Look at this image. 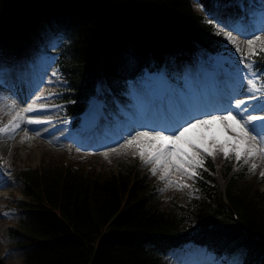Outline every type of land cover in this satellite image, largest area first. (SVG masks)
Segmentation results:
<instances>
[{
    "label": "trees",
    "instance_id": "1",
    "mask_svg": "<svg viewBox=\"0 0 264 264\" xmlns=\"http://www.w3.org/2000/svg\"><path fill=\"white\" fill-rule=\"evenodd\" d=\"M162 31L211 50L219 44L189 0H0L3 54L35 58L48 35L65 37L55 53L57 75L67 86L57 97L72 117L99 76L105 103L114 110L126 103L141 69L161 63L148 52L160 54ZM133 61L143 66L130 69ZM96 161L95 167L77 163L18 174L29 200H17L20 218L7 233L20 244L24 264H164V254L188 243L217 256L240 255L242 264H264V193L256 185L243 187L244 174H231L230 163L222 168L240 222L208 172L198 179L199 200L163 212L148 176L133 167L118 173ZM208 167L215 170L212 162Z\"/></svg>",
    "mask_w": 264,
    "mask_h": 264
},
{
    "label": "rangeland",
    "instance_id": "2",
    "mask_svg": "<svg viewBox=\"0 0 264 264\" xmlns=\"http://www.w3.org/2000/svg\"><path fill=\"white\" fill-rule=\"evenodd\" d=\"M201 1H203V3L205 2V6L209 4L208 0H191L192 6L197 13L205 14L203 6H201ZM259 1L261 3L264 2V0ZM258 36H261V38L264 39V33H261ZM54 38L58 37H53L52 39ZM224 39L226 41L225 48L228 50V53L225 51H222V53H226L227 56H229L230 53H238L236 48L237 45L239 46V44H233L229 42L226 37H224ZM246 42L247 41H245L243 44V51L245 54L248 52V46ZM48 43H50V41L39 46V50L42 53H39L36 61L33 64H30V66H35L34 69L31 70L30 73H26V75L29 74L27 76L29 78L30 75L32 77L39 75L38 77H41L39 81L42 80L39 90L34 94L33 97L29 99L26 97L23 98L21 96L19 98L15 97L16 92L13 91V89L14 87L15 89H19L21 87V80H18L17 82H0V124H7L9 120H11L12 116L17 114V112L20 113L21 117H23V120L20 121V128L16 129L13 134H0V141H14V145L12 146L11 163L6 161V157H4L2 153L0 154V264H23L22 251L18 249V246L15 244V242L9 239L6 233L8 225H11V221L14 222L15 216H17L16 212L13 210V206L17 202L14 200V198L29 200L27 196L25 197V195H23V189H21V187L14 181L12 177V173L16 169H21V171L27 169L40 170L43 166L44 168H50L54 166L55 163L60 165L63 163L75 164L72 162V160L77 161L83 156V154H87L89 156H99L101 162H110L117 170H124L130 165H136L140 167L142 172H145L150 170L152 165H145L140 160L138 155L134 156L133 152L135 149H124L121 148L120 145L125 143L126 139L130 138L132 135H135V133L138 131H155L158 127L153 123L159 124L164 120L171 122L170 124L175 126H168V128L163 126L165 129H167L163 134L169 135L178 125H183L179 120H176L175 116L177 114L185 115L182 116L183 121H185L189 119L188 116H190V114H195V112L199 109L198 104H191L190 106H187L186 104L177 103L172 98H168L166 103H163L161 101H153L151 95H139L140 100L138 97L133 98L132 100L134 106L136 104H138L137 106H140V108L137 107V110L132 112L134 121L128 120L126 123H120L121 125L118 124V127L116 125L115 127L117 129L110 138H108V136L107 139L101 137L105 131L104 127H101L91 134L86 135L73 133L70 130L71 122L60 117L57 111L49 105V100L52 97V94H45L41 88L50 85L49 79L46 80L49 71L47 73H43V75L40 73L44 66L52 62V60L49 58V56H51V48ZM259 46V43H257V50L259 49ZM258 54H260V52ZM224 59L226 60L227 57H224ZM250 61H253L252 56H249L244 61V65L246 66V64ZM241 63V58H238L237 65ZM19 66L24 69L27 67L26 65L24 66L22 64ZM9 67L11 70H13L15 66H11L10 62H6L4 58L0 56V74L4 79L13 77L12 73L14 72L11 73ZM222 68L224 67L221 66L220 69ZM244 71L248 75V82L242 88V91L234 92L236 94L233 95L229 108H233V113L236 114L237 110L234 108L235 100L245 99L247 100V104L244 107H248L251 114L264 115V95H261L258 92L253 93L252 86L249 83V81H254L255 85L259 87L257 84V75L255 77L252 76L248 68ZM194 81L195 76H193V74H187L183 81V85L187 93L191 94V96H195V87L191 84L194 83ZM205 84L200 83L199 88L205 86V89L203 90V93H200L201 96L197 98V101H200L201 97H205L207 92H209L213 86V82L206 85ZM210 84L211 86H209ZM131 94V97H134L135 92L131 91ZM253 94H255L258 98L249 99V97ZM29 107L33 108L34 110L26 111ZM181 108L183 111L187 112V115L181 112ZM138 109H141L142 113H140ZM201 109L203 110V113H211V107L209 104H206V101L204 102V106L201 107ZM208 109L210 110L208 111ZM253 109H255V111H253ZM225 112L226 111L221 112V114H224ZM200 117L201 116L195 118ZM27 119L40 120L42 123L27 124L24 122ZM192 119L194 118L190 116L189 120ZM3 120L5 121L2 122ZM116 120L112 119L111 124L118 122ZM255 123L259 124L260 122L256 121ZM176 124L178 125L176 126ZM108 129V133L113 132V129L110 125H108ZM25 131H27V138H25ZM37 132H39V135H37ZM210 134H216L217 136H221L224 139V135L220 131V127H218L216 130H211ZM9 136H12L13 138L9 139ZM112 149H116V151H112ZM105 153H107V158L105 157ZM232 157L234 160V154L230 153L229 158ZM210 158L216 162L218 160L223 162L226 159L219 151H217L215 158ZM253 163L257 164V168L255 172H252V176L256 181L259 182L260 188L264 190V178L259 175V173L264 170V159H260L258 157L255 159H249L247 164H245L243 159H241V161L237 163V166H242V170L244 171V168L250 169ZM232 166L234 169V164H232ZM87 167L88 166H84V168ZM236 169L237 167L234 170ZM250 172V170L245 172V175L248 176L247 173ZM161 175L162 170L158 169L156 175H152V177L154 180L160 181L162 187H165L167 180H161ZM171 175H174L172 177L177 178L176 180L179 181L181 178L180 182L183 181V183L188 184L185 182L186 178L182 177L179 173L173 172ZM169 179L173 180V178ZM248 182L244 183V185L249 186ZM169 195L172 197L175 196L179 199L182 196V191L181 189H177L175 186H173L163 191L164 198H167ZM181 201L182 198H180V202ZM165 262L166 264H239L238 258L232 257L230 259H226V257H217L204 249H200L192 245L186 246L184 250H178L169 253L165 257Z\"/></svg>",
    "mask_w": 264,
    "mask_h": 264
},
{
    "label": "snow or ice",
    "instance_id": "3",
    "mask_svg": "<svg viewBox=\"0 0 264 264\" xmlns=\"http://www.w3.org/2000/svg\"><path fill=\"white\" fill-rule=\"evenodd\" d=\"M217 34H221L220 31ZM224 35L229 42L237 43L231 32H226ZM246 43L248 46L246 54L238 45L236 48L237 52L242 54V63L249 56L264 52V39L261 36L248 39ZM257 43L260 45L258 50ZM253 66L254 61L246 64L251 75L255 77L257 73L252 71ZM260 79L264 81V74L260 76ZM249 83L253 93L258 92L264 95V83H261L259 87L255 85L254 81H249ZM257 98L255 94L249 97V99ZM246 104L247 100L236 99L234 102L236 114L233 113V108H229L221 115L206 113L202 118L186 120L183 125H178L169 135H164L163 131H138L126 139L120 147L135 149L134 156L138 155L145 165H152L150 169L152 175H156L158 169L162 170L160 179L167 180V183L161 191L173 186L177 189L190 188L191 186L186 183L169 179L170 175L175 172L182 177L194 180L200 176V173L196 171L198 168L207 171L204 168V157L215 158L217 151L222 153L226 159L229 158L230 153L234 154L237 162L243 159L245 164L249 162V159L257 157L264 159V115L251 114L248 107H244ZM33 110L29 107L26 111ZM22 120L23 117L17 112L7 124H0V134H7L19 129ZM256 121L260 123L257 124ZM24 122L27 124L42 123L36 119H27ZM214 125L220 126V131L224 135L223 140L216 134H210ZM8 138L12 139L13 137L9 136ZM25 138H27V131H25ZM112 151H116V149H112ZM105 157L107 158V153H105ZM256 168L257 164L253 163L250 171L255 172ZM259 175L264 178V170Z\"/></svg>",
    "mask_w": 264,
    "mask_h": 264
},
{
    "label": "bare ground",
    "instance_id": "4",
    "mask_svg": "<svg viewBox=\"0 0 264 264\" xmlns=\"http://www.w3.org/2000/svg\"><path fill=\"white\" fill-rule=\"evenodd\" d=\"M250 26H251L250 24H244L243 23L242 26H241V30H242V28H246V27H250ZM243 30H248V29H243ZM47 37H49V39L46 42H49L50 41V44H51V47H52L54 43H53V41H51V39L53 37L51 35H48ZM160 45L166 47L167 46V43L161 41L160 42ZM148 54H150V56H153L156 59L159 57V54L156 53V52H153V51L152 52H148ZM142 66L143 65H141V63H139L138 61H133L131 64H129V68L130 69H137V68H141ZM49 73H52V71L50 70ZM96 86H97V81L95 82L94 88ZM96 91L97 90H93V92H96ZM99 92L100 93L102 92V88L99 89ZM212 101H213L212 107L215 106L216 108H218V107H222V105H223L219 100L217 101L215 99H212ZM8 146H10V147H8ZM12 146L13 145L11 143L8 144L7 142H0V149L2 150L1 152H3L5 154V156H6V158L8 160H11L12 159V151H11L12 150ZM8 149L10 150L9 152L7 151Z\"/></svg>",
    "mask_w": 264,
    "mask_h": 264
}]
</instances>
